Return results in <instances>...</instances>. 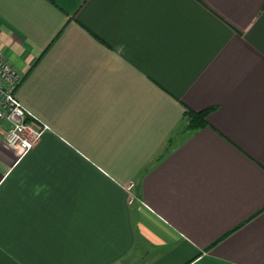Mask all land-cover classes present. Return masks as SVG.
I'll return each mask as SVG.
<instances>
[{
  "label": "crops",
  "instance_id": "crops-1",
  "mask_svg": "<svg viewBox=\"0 0 264 264\" xmlns=\"http://www.w3.org/2000/svg\"><path fill=\"white\" fill-rule=\"evenodd\" d=\"M0 54V264H264V0H0Z\"/></svg>",
  "mask_w": 264,
  "mask_h": 264
},
{
  "label": "built area",
  "instance_id": "built-area-1",
  "mask_svg": "<svg viewBox=\"0 0 264 264\" xmlns=\"http://www.w3.org/2000/svg\"><path fill=\"white\" fill-rule=\"evenodd\" d=\"M21 74L0 54V139L25 151L33 146L47 125L21 103L15 88Z\"/></svg>",
  "mask_w": 264,
  "mask_h": 264
},
{
  "label": "trees",
  "instance_id": "trees-1",
  "mask_svg": "<svg viewBox=\"0 0 264 264\" xmlns=\"http://www.w3.org/2000/svg\"><path fill=\"white\" fill-rule=\"evenodd\" d=\"M210 108L203 110H192L190 108H185L183 111L186 118V128L195 129L206 123V115Z\"/></svg>",
  "mask_w": 264,
  "mask_h": 264
}]
</instances>
